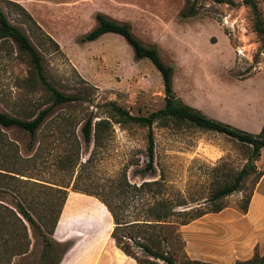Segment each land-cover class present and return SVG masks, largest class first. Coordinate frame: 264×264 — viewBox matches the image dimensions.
Here are the masks:
<instances>
[{
    "label": "rangeland",
    "instance_id": "rangeland-1",
    "mask_svg": "<svg viewBox=\"0 0 264 264\" xmlns=\"http://www.w3.org/2000/svg\"><path fill=\"white\" fill-rule=\"evenodd\" d=\"M253 1L264 22V0ZM190 6L195 13L180 16L189 13ZM0 9L40 55L47 81L75 97L72 103L55 106L48 120L68 116V125L57 128L47 121L33 137L14 126L0 127L1 204L13 210L25 197L24 206L33 217L41 213L46 218V224H40L46 231L59 204L54 188L66 186L51 234L52 254L61 258L72 245V253L84 259L102 253L105 264H128L110 238L112 219L96 195L115 205L126 220L142 219L149 201L159 197L182 203L174 210L220 205L242 209L264 171L263 163L254 164L250 147L223 133L160 119L151 125L148 167L146 128L119 121L105 105L113 102L135 115L160 108L159 72L147 58L135 59L118 34L106 32L91 41L79 38L96 24V12L127 23L143 45L155 47L161 61L172 67L175 97L210 118L257 133L264 129V45L252 30L243 0H0ZM30 70L25 54L16 53L10 41H0V111L27 119L49 104ZM88 117L92 122L106 119L110 125L99 133L95 146L84 144L80 135L79 127ZM247 165L239 189L210 199ZM142 181L155 184L132 187ZM5 219L0 264H51L52 259L41 260V237L26 224L27 252L9 259L14 240L11 222ZM132 250L140 260L145 258Z\"/></svg>",
    "mask_w": 264,
    "mask_h": 264
},
{
    "label": "trees",
    "instance_id": "trees-1",
    "mask_svg": "<svg viewBox=\"0 0 264 264\" xmlns=\"http://www.w3.org/2000/svg\"><path fill=\"white\" fill-rule=\"evenodd\" d=\"M243 3L250 9L252 30L256 34L259 42L264 45V22L259 14L257 6L253 0H243ZM189 11V13L184 11L180 12V16L186 17L195 13L192 6H190ZM25 14L31 19L27 13ZM94 18L96 20V25L80 36L79 39L81 41H91L106 32L118 34L129 45L135 59L147 58L160 74L163 90V103L160 108L144 115H135L113 102H108L105 105L108 111L119 121L138 124L146 128V156L148 158L146 165L148 167H151L153 147L151 125L153 122L160 119H171L176 123H187L197 128L226 134L237 142L250 147V156L256 159L258 158L260 149L264 148L263 127L257 133L248 132L228 123L210 118L194 107L181 102L174 96L171 86L173 69L170 65L161 61L155 47L143 45L139 39L131 33L129 25L125 22L116 21L100 12H96ZM4 40L10 41L14 45L16 53L25 54L28 57L30 71L38 84L47 92L49 104L39 109L34 116L27 119H21L0 111V127L8 128L14 126L27 132L30 137H33L35 132L51 119V111L55 106L72 103L75 97L62 93L47 81L43 72L40 55L26 35L9 22L0 9V41ZM48 123H55L58 126L57 128H59L72 123V120L68 116L61 115L57 119L48 121ZM108 127H110V125L106 119L100 118L93 122L90 117L84 119L79 127L82 141L84 144L92 142L95 146L99 133ZM57 134L62 136L64 132L57 129ZM68 156H70L69 153ZM248 169L249 165L241 167L235 173L232 181L216 189L210 196V199H219L239 189L242 180L248 174ZM151 184H155V181H142L138 186L132 185V187L135 189H142ZM63 187L66 186L54 188L55 191L60 194L59 204L53 215H51V223L46 231H43L40 226L41 223L44 225L46 224L44 222L46 218L40 213L35 219L33 214L24 206V203H26V205L28 204L25 197L21 196L20 200L15 202L13 210L0 203V227H4L6 222L5 218L8 217L11 222L9 235H11L12 232L14 240L11 250H9V259L27 252L29 240L26 225H28L31 231H35L41 237V260L47 261L48 259H52L51 264H56L58 262L60 255L51 253L52 244L54 243L51 234L62 202L66 196V191ZM96 197L105 206L112 219L113 226L109 234L110 238L114 240L116 247L124 255L134 260V264H140V262L141 264H152L149 258L154 259L156 261L154 262L155 264H215L187 257L183 249V240L180 235L179 226L188 223L205 212L218 211L223 205L202 211L198 208L174 210V207L182 203L177 201L172 203L171 200L165 197H159L149 201L142 212V219L134 218L126 220L124 218L125 216L115 205H111L110 202L101 196L96 195ZM247 202L248 197L242 210L246 208ZM174 215H183L184 218L175 221L171 219ZM162 228L166 230L165 234L162 232ZM119 231L125 232L126 236L122 237ZM132 248L141 251L145 255V258L140 260ZM162 248H165V250ZM232 264H264V255L258 256L257 254H253L248 260H237Z\"/></svg>",
    "mask_w": 264,
    "mask_h": 264
},
{
    "label": "crops",
    "instance_id": "crops-1",
    "mask_svg": "<svg viewBox=\"0 0 264 264\" xmlns=\"http://www.w3.org/2000/svg\"><path fill=\"white\" fill-rule=\"evenodd\" d=\"M36 22L47 34L52 35L41 20ZM259 163L264 164V148L260 149L258 159L254 161L255 165ZM179 231L183 249L190 259L232 264L237 260H248L253 254L264 255V171L254 183L244 210L234 205H224L218 211L205 212L180 225ZM104 256L107 257L101 253L87 260L72 253L71 245L57 264H105ZM125 257L128 264H132V259Z\"/></svg>",
    "mask_w": 264,
    "mask_h": 264
},
{
    "label": "built area",
    "instance_id": "built-area-1",
    "mask_svg": "<svg viewBox=\"0 0 264 264\" xmlns=\"http://www.w3.org/2000/svg\"><path fill=\"white\" fill-rule=\"evenodd\" d=\"M236 52L239 53L240 51L237 49Z\"/></svg>",
    "mask_w": 264,
    "mask_h": 264
}]
</instances>
